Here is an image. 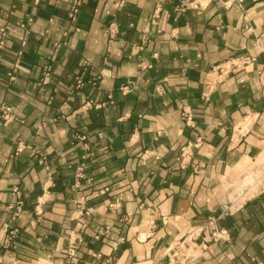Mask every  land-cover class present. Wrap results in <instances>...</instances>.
Returning a JSON list of instances; mask_svg holds the SVG:
<instances>
[{"label": "crops", "instance_id": "1", "mask_svg": "<svg viewBox=\"0 0 264 264\" xmlns=\"http://www.w3.org/2000/svg\"><path fill=\"white\" fill-rule=\"evenodd\" d=\"M184 1L0 0V264H264V0Z\"/></svg>", "mask_w": 264, "mask_h": 264}, {"label": "built area", "instance_id": "2", "mask_svg": "<svg viewBox=\"0 0 264 264\" xmlns=\"http://www.w3.org/2000/svg\"><path fill=\"white\" fill-rule=\"evenodd\" d=\"M202 0H185L183 3L180 4L179 9L183 10L187 7L190 8H197V7H201L202 6ZM78 2L75 1L73 2L72 6H71V12L70 15L72 16L74 12L78 11ZM25 25V23L20 24L21 27H23ZM8 25H4L2 27H0V50L3 48L4 46V40L7 36V30H8ZM22 43H24V41L22 40ZM238 62L240 63H246L247 62V58H243V59H239V58H234V59H229V60H225L221 63H218L214 66L211 67V71L213 73H216L217 76L219 75H226L227 73L230 72L231 67L235 66L238 64ZM8 78L12 79L13 75L11 73H8ZM10 109L8 107H3L2 109V117L3 118H8L10 117ZM189 116V115H188ZM187 116V117H188ZM251 121V116L250 115H246L243 120L240 122V125L237 126V129L239 132H243V130L247 127V125L250 123ZM261 182H264V180H259L257 182H252V183H246L243 186H241L242 188L239 191L238 196H236L232 201L223 204L221 209L222 211H230V207L233 205V207L236 206L237 204V200L239 198H242L241 196H243L244 194L247 193L248 188H252V186L256 187L257 185H260ZM238 198V199H237ZM216 221L217 218L216 217H210L208 218L207 222L204 225H196V226H192L190 227L185 234L184 240H196L198 237L201 236V240L203 242H207V241H217V240H226L228 239V233L226 232V230L222 229V228H218L216 226ZM209 226L211 227V231L204 235L205 232V227ZM12 233L10 231V236L9 239L12 236Z\"/></svg>", "mask_w": 264, "mask_h": 264}, {"label": "rangeland", "instance_id": "3", "mask_svg": "<svg viewBox=\"0 0 264 264\" xmlns=\"http://www.w3.org/2000/svg\"><path fill=\"white\" fill-rule=\"evenodd\" d=\"M261 161H264V160H261ZM263 166H264V164H263ZM246 172H248L247 174H249L248 176H247V178L248 179H250L251 178V176H252V178H257L258 180H260V178H261V175H262V173L264 172V168L262 169V168H255L254 170H247ZM246 174V173H245ZM245 174L243 175V176H245ZM254 175V176H253ZM247 184L249 183V180H247V181H245ZM245 183V184H246ZM244 184V183H243Z\"/></svg>", "mask_w": 264, "mask_h": 264}, {"label": "bare ground", "instance_id": "4", "mask_svg": "<svg viewBox=\"0 0 264 264\" xmlns=\"http://www.w3.org/2000/svg\"><path fill=\"white\" fill-rule=\"evenodd\" d=\"M262 156L264 157V150H263ZM246 173H248V172H246ZM247 176H248V175L244 176V177H245V179L247 178ZM248 180H254V178H252V176H251V178H250V179H248ZM244 181H245V180H244Z\"/></svg>", "mask_w": 264, "mask_h": 264}]
</instances>
